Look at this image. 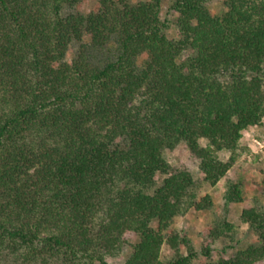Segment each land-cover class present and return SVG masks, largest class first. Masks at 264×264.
I'll return each mask as SVG.
<instances>
[{
    "label": "trees",
    "instance_id": "1",
    "mask_svg": "<svg viewBox=\"0 0 264 264\" xmlns=\"http://www.w3.org/2000/svg\"><path fill=\"white\" fill-rule=\"evenodd\" d=\"M85 1L95 8L76 11ZM223 4L215 14L206 0H174L169 39L161 0H0V264H109L128 245L124 264L264 259V201L242 209L256 240L229 257L211 248L234 241L226 220L199 251L171 230L211 199L165 152L184 144L214 187L242 132L264 120V0ZM224 200L242 203V183Z\"/></svg>",
    "mask_w": 264,
    "mask_h": 264
},
{
    "label": "rangeland",
    "instance_id": "2",
    "mask_svg": "<svg viewBox=\"0 0 264 264\" xmlns=\"http://www.w3.org/2000/svg\"><path fill=\"white\" fill-rule=\"evenodd\" d=\"M138 1L149 0H131L133 3ZM173 1L161 0V18L167 19L170 24L169 29L166 31L169 39H174L177 36V14L171 9ZM206 5L215 14H221L226 10L223 0H206ZM95 6L96 3L94 1H85L77 6L76 11L87 13L93 10ZM75 49L76 45H73L68 51V61L73 57ZM142 61L143 57L139 58L138 64ZM206 144L205 140H200L202 147ZM237 155L238 159L233 167L217 185L210 187L202 181L203 175L198 169L199 161L188 151L184 144H179L173 150L165 152L166 159L171 167L190 170L196 183L194 193L197 199L199 200L205 195H208L211 199L209 209L202 211L189 209L184 215L175 218L171 225V230L192 240L195 249L199 251L209 240L207 238L208 230L214 222L226 220L235 227L236 234L232 243H230V239L221 237L212 245V257L214 260L220 255L229 257L238 249L245 247L247 244L254 243L256 240L253 232L240 222L239 217L242 209L252 206L255 200L264 201L259 191V186L264 180V120L259 126L248 128L242 132ZM217 156L221 161H226L229 154L221 151L217 153ZM163 178V176L157 175V183L160 184ZM236 182L242 183L244 200L240 204H228L224 200L225 191L229 183ZM127 240L131 245L137 242V238L133 235L128 236ZM181 251L185 254V248H182ZM130 252L131 247L128 245L119 256L110 257L107 261L109 264H124ZM171 257L172 252L167 246H163L160 253V261L167 262ZM255 264H264V259Z\"/></svg>",
    "mask_w": 264,
    "mask_h": 264
}]
</instances>
